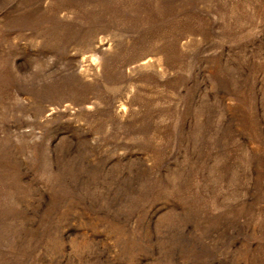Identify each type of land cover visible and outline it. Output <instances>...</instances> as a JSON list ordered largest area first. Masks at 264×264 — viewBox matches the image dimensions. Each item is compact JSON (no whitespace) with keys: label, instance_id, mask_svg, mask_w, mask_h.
<instances>
[{"label":"rangeland","instance_id":"374dc122","mask_svg":"<svg viewBox=\"0 0 264 264\" xmlns=\"http://www.w3.org/2000/svg\"><path fill=\"white\" fill-rule=\"evenodd\" d=\"M0 264H264V0H0Z\"/></svg>","mask_w":264,"mask_h":264}]
</instances>
